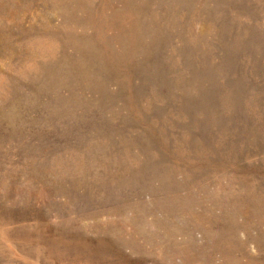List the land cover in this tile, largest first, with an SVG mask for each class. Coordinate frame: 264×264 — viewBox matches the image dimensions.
I'll list each match as a JSON object with an SVG mask.
<instances>
[{
	"label": "rangeland",
	"instance_id": "374dc122",
	"mask_svg": "<svg viewBox=\"0 0 264 264\" xmlns=\"http://www.w3.org/2000/svg\"><path fill=\"white\" fill-rule=\"evenodd\" d=\"M0 264H264V0H0Z\"/></svg>",
	"mask_w": 264,
	"mask_h": 264
}]
</instances>
